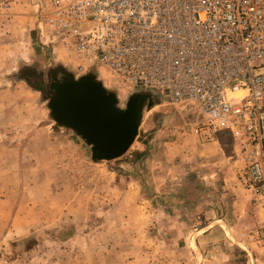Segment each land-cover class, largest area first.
<instances>
[{
    "label": "rangeland",
    "instance_id": "1",
    "mask_svg": "<svg viewBox=\"0 0 264 264\" xmlns=\"http://www.w3.org/2000/svg\"><path fill=\"white\" fill-rule=\"evenodd\" d=\"M36 25L30 0L0 8V264H264V203L231 133L196 132L201 118L149 92L129 150L94 160L26 79L72 71Z\"/></svg>",
    "mask_w": 264,
    "mask_h": 264
},
{
    "label": "built area",
    "instance_id": "2",
    "mask_svg": "<svg viewBox=\"0 0 264 264\" xmlns=\"http://www.w3.org/2000/svg\"><path fill=\"white\" fill-rule=\"evenodd\" d=\"M30 1L39 44L75 75L95 71L129 94L166 93L201 118L196 132H230L264 203V0Z\"/></svg>",
    "mask_w": 264,
    "mask_h": 264
},
{
    "label": "water",
    "instance_id": "3",
    "mask_svg": "<svg viewBox=\"0 0 264 264\" xmlns=\"http://www.w3.org/2000/svg\"><path fill=\"white\" fill-rule=\"evenodd\" d=\"M32 85L45 91L39 82ZM54 88L49 103L54 121L82 137L94 160L110 161L129 150L139 133L147 93L142 95L143 102L131 93L126 107H121L118 92L107 87L95 71L79 77L70 71L69 77L55 80Z\"/></svg>",
    "mask_w": 264,
    "mask_h": 264
},
{
    "label": "flooded vegetation",
    "instance_id": "4",
    "mask_svg": "<svg viewBox=\"0 0 264 264\" xmlns=\"http://www.w3.org/2000/svg\"><path fill=\"white\" fill-rule=\"evenodd\" d=\"M69 73V69L61 65H54L53 67H50L48 71L42 69H39L38 71L35 68H32L31 70L26 72V78L30 80L29 82H31V85L36 84V82H39V85L45 88V91L42 92L45 93L46 97L50 100V103L54 96L53 91L55 90V80H62L66 77H69ZM135 93V95H138L140 97V100L143 102L144 97H142V95L144 94V92Z\"/></svg>",
    "mask_w": 264,
    "mask_h": 264
},
{
    "label": "trees",
    "instance_id": "5",
    "mask_svg": "<svg viewBox=\"0 0 264 264\" xmlns=\"http://www.w3.org/2000/svg\"><path fill=\"white\" fill-rule=\"evenodd\" d=\"M153 96H154L153 93H152V94L149 93L148 96H147L146 98H148L149 100L153 101V100H152V99H153V98H152ZM150 98H151V99H150Z\"/></svg>",
    "mask_w": 264,
    "mask_h": 264
},
{
    "label": "bare ground",
    "instance_id": "6",
    "mask_svg": "<svg viewBox=\"0 0 264 264\" xmlns=\"http://www.w3.org/2000/svg\"><path fill=\"white\" fill-rule=\"evenodd\" d=\"M243 93H244V91H241V92H240V94H243Z\"/></svg>",
    "mask_w": 264,
    "mask_h": 264
}]
</instances>
